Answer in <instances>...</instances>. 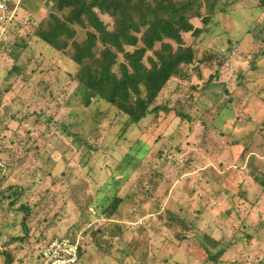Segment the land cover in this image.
<instances>
[{"label": "trees", "instance_id": "16d2710c", "mask_svg": "<svg viewBox=\"0 0 264 264\" xmlns=\"http://www.w3.org/2000/svg\"><path fill=\"white\" fill-rule=\"evenodd\" d=\"M236 3V0H53L41 19L28 18L33 28L29 39L41 41L48 51L57 52L62 61L50 62L42 56L28 76L17 74L23 81L22 88L29 89L26 99L18 97L15 107L10 102V106H2L1 110L12 109L10 118L13 117L12 120L27 132L28 127L40 122L43 124L39 129L42 137L50 130H58L69 142L66 149H62L63 157L94 155L104 148L113 152L120 139L127 138L129 128L149 117L165 127L177 119L176 132L181 130V125L187 126L191 132L186 131L185 137L193 135L203 139L207 134L203 117L210 113L201 102L206 98L215 100L214 94L221 95L218 90L227 96L222 97L224 107L232 96L235 97L234 92H243L242 95L239 92L235 103L231 102L233 105L229 104L237 116L235 120L242 122L238 119L243 110L241 106L249 98L253 96L264 103V67L259 65L264 58V15L260 20L256 19L264 13V0H258L257 5L248 10L234 9ZM238 13L244 15V29L239 18L236 19ZM224 19L229 23L218 33L215 27L219 28ZM235 26L242 28L240 34H234ZM206 35L211 39L207 40ZM221 36L225 39L224 47L211 44L212 39ZM4 46L2 51L12 60L6 78L16 71V64L23 60L25 50L36 52L26 39ZM30 59L28 57V64ZM237 59H245L247 69L239 72L236 69L238 73L230 89L226 76H232V65L229 64ZM65 84H71V91L65 90ZM85 96L87 103L82 102ZM42 101L46 103L42 105ZM69 115L75 117V121L65 124L63 119ZM197 120L203 127L198 135L193 131ZM244 120L250 122L252 119ZM114 129L115 137L108 136ZM255 129L248 133L247 139L254 135ZM27 142L28 139L24 141L25 147ZM243 150H247L246 145ZM204 168L220 185L229 183V175H236L239 170L221 165ZM197 170L204 173L201 167L192 165V159H186L179 170V178L186 176L185 182L189 183ZM249 174L261 187L260 196L255 199L258 201L264 193V172L254 168L249 169ZM113 177L115 190L111 195H105L94 208L83 206L74 230L44 237L37 250L54 237H73L81 232L86 237L85 254L89 253V256L91 246L101 257L105 254L111 257L113 247L118 250L121 246L120 257L116 259L118 264L148 259L147 233L138 230L140 237L138 235L128 243L123 240V232L127 224L135 223L149 211L151 216L144 223L157 228L156 222L161 221L167 230L165 233L170 234L166 236V242L170 247L176 246V253L167 254L165 259L168 261L181 254L182 264L197 260L199 264H230L223 256L234 245L225 239H216L209 232L196 230L205 204L199 198L200 208L191 207L195 187L186 188L187 196L178 202V208L173 209L169 204L160 208L150 196L156 189L158 172L149 173L148 185L145 189L144 185L141 187V193L129 189L120 195L118 186L124 179ZM243 182L239 181L236 193L229 196L233 206L228 213L221 214L223 219H228L239 204L249 201L248 189ZM6 189L10 193H6L5 200H10L9 207H14L19 200L20 187L10 183ZM169 200H173L171 196ZM248 203L251 207L254 201ZM19 208L24 212L20 222L23 235L17 236L13 226L0 231V257H4V264L14 261L13 249H10L12 243L19 242V246L26 240L24 236H28L30 207L21 204ZM257 223L254 229L264 227L258 216ZM237 228L231 227L232 233ZM191 233L198 241L197 249L201 255L205 254L202 261L178 245ZM141 247L143 249L139 251ZM138 251L139 256H135ZM83 252L84 245L79 251L78 262H82Z\"/></svg>", "mask_w": 264, "mask_h": 264}, {"label": "rangeland", "instance_id": "374dc122", "mask_svg": "<svg viewBox=\"0 0 264 264\" xmlns=\"http://www.w3.org/2000/svg\"><path fill=\"white\" fill-rule=\"evenodd\" d=\"M52 1L5 0L13 17L9 21L0 22V93H2L0 94V231L13 226L15 234L22 236L20 222L24 212L19 207L21 204L30 207V217L27 220L29 232L28 236H24L26 240L19 246V242H14L10 246V249H13L12 264H40V251L37 247L42 244V239L74 230L83 206L88 205L94 208L105 195L113 193L115 190L112 182L113 175L124 179L121 185L117 182L120 185L118 186L119 194L122 195L129 189L141 193V187L144 185L143 189H145L148 185V175L151 172H158L157 186L150 196L160 208L168 204L173 209L178 208V202L183 201L187 196L186 188H196L191 207L200 208L199 198L205 204L204 212L196 223V230L199 233L209 232L216 239H225L234 245L224 254L225 261L230 264H264V227L254 229L258 226L257 216L264 223V193L258 201L255 200L257 196H260V186L249 174V169L254 168L264 172V103L261 100L253 96L249 98L247 103L241 106L243 110L238 119L242 122L236 121L237 116L229 108V104L233 105L231 102H236L240 91L234 92L235 97L232 96V100H229L227 106L224 107L222 97L227 96L222 90H218L221 95L214 94L217 96L215 100L206 98L201 102L203 107H208L210 113V116L203 117L207 123L205 130L207 134L205 137L201 136L203 139L193 135L190 138L185 137L188 131L187 126L181 125V130L176 132L175 128L179 121L177 119L169 127H165L163 123L152 121L149 117L129 128L125 136L127 138L120 139L119 146L115 145L113 152L104 148L98 154L89 153L82 157L78 154H71L64 156L65 158L62 156V149H66L69 142L58 130H54L55 132L50 130L42 137L39 129L43 127V124L40 122L28 127L29 132H27L12 120L13 117L10 118L12 109L1 110L2 106H10V102L15 107L19 102L18 97L26 99L29 89L22 88L24 87L22 86L23 81L17 78V74L28 76L31 68L36 67L42 56L47 57L50 62L57 60L61 63L62 61L57 52L48 51L41 41L29 39L33 28L28 18L41 19L49 11ZM236 2L238 3L234 9L248 10L255 7L258 0H236ZM237 15L236 19L239 18L243 28L244 15L242 13ZM263 15L264 13L256 19L260 20ZM228 23L227 19L222 20L219 28L215 27L216 31L219 33L222 27H227ZM237 27L233 28L234 34H240L242 31V28ZM206 37L207 40L211 39L209 35ZM23 39L29 41L36 52L25 50L22 53L23 60L16 64V71L6 78L12 60L5 51H2L4 50L2 47H5V44L9 46L15 42H21ZM210 42L219 47L226 45L222 36ZM28 57H31L30 64L27 63ZM229 65H232V76L228 78L227 75L226 78L230 81L229 88L231 89L235 83L236 74L244 70L247 64L245 59H237ZM259 65L264 67V58ZM64 87L66 91H71V84H65ZM240 93L243 94V92ZM168 97L174 96L169 95ZM82 102L87 103L88 98L83 97ZM44 103L46 101H42L41 104L44 105ZM236 107H238L237 104H235V109ZM246 118L252 120L247 122L244 120ZM63 121L65 124H72L75 117L65 116ZM201 129L203 127L197 120L193 131L198 135L202 133ZM254 129V135L247 139L248 133ZM113 131L108 136L115 137V129ZM27 139L25 147L24 141ZM245 145L247 146L246 151L243 150ZM186 159H192V165L201 167L202 170L206 165L210 167L221 165L223 168L234 167L239 170L236 175H229L230 182L223 185L212 180L206 173L207 169L203 170V174L197 170L191 176L190 182L186 183V176L179 178V170ZM239 181H244L248 189L249 201H254V204L249 207V201L242 202L234 208V213L231 212L229 215L232 218L225 220L221 214L228 213L232 209L233 203L229 196L232 195L231 193H236ZM10 183L19 186L21 190L19 200L14 207H9L10 200H5L6 193H10L6 186ZM170 196L172 201L169 200ZM147 212L145 217L137 218L135 223L127 224L123 232V240L132 243L139 235L138 230L146 232L147 240H149L148 259L128 260L126 264H182L184 259L181 254H176L175 259H170V261L165 259L168 258L166 256L169 252L176 253V246L170 247L166 242L170 234L165 233L167 230L162 227L161 221L156 222L157 228H151L144 223L151 216L149 211ZM230 226L233 230L236 227L239 228L232 233ZM192 236V233L188 234V237H185L178 245L181 250H188L202 261L205 254L201 255L197 249L198 241ZM85 240L86 237H84L82 262L78 264H118L116 259L120 257L121 246L118 250L113 247L111 257L107 254L103 257L99 256L100 252L91 246L89 256V253L85 254L88 248ZM138 249L142 251L143 248ZM139 251L135 256H139ZM0 264H4L2 256ZM189 264L199 263L197 260Z\"/></svg>", "mask_w": 264, "mask_h": 264}, {"label": "built area", "instance_id": "2783aa9c", "mask_svg": "<svg viewBox=\"0 0 264 264\" xmlns=\"http://www.w3.org/2000/svg\"><path fill=\"white\" fill-rule=\"evenodd\" d=\"M12 17L13 13L9 12L5 0H0V22L9 21ZM83 243L81 232L73 237H54L41 247L40 264H77Z\"/></svg>", "mask_w": 264, "mask_h": 264}, {"label": "crops", "instance_id": "0c3cea01", "mask_svg": "<svg viewBox=\"0 0 264 264\" xmlns=\"http://www.w3.org/2000/svg\"><path fill=\"white\" fill-rule=\"evenodd\" d=\"M256 98V97H255Z\"/></svg>", "mask_w": 264, "mask_h": 264}]
</instances>
